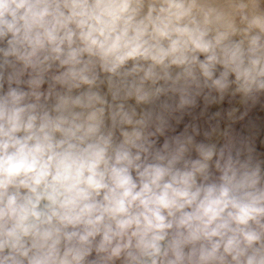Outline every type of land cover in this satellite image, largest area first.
<instances>
[{
	"label": "clouds",
	"instance_id": "clouds-1",
	"mask_svg": "<svg viewBox=\"0 0 264 264\" xmlns=\"http://www.w3.org/2000/svg\"><path fill=\"white\" fill-rule=\"evenodd\" d=\"M0 264H264V0H0Z\"/></svg>",
	"mask_w": 264,
	"mask_h": 264
}]
</instances>
